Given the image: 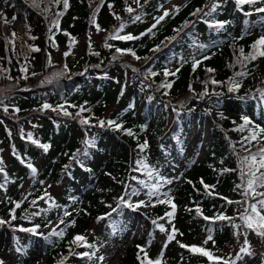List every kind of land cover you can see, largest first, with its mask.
<instances>
[{"label":"trees","instance_id":"16d2710c","mask_svg":"<svg viewBox=\"0 0 264 264\" xmlns=\"http://www.w3.org/2000/svg\"><path fill=\"white\" fill-rule=\"evenodd\" d=\"M172 1L69 0L64 10L62 2L55 0H36L35 5L33 0H0V167L4 169L0 173V219L11 220L12 209L16 216L10 225H0L4 264H103V256L96 252L111 246L125 250L115 264H141V248L162 264H223V260L209 261L180 244L203 246L223 257L216 253L228 243L235 222L240 223L244 236L256 237L264 247V240L243 228L240 219L244 209L260 199H253L251 192L245 194L249 177L242 170L247 173L248 168L241 161L264 146V133H259L264 128V56L245 59L253 51L251 45L264 36V13L255 12L264 7V0L239 7L235 0H184L168 10ZM213 2L219 5L216 11L205 15ZM197 9L203 11L193 15ZM165 11L169 15L157 24ZM57 13H63L59 31L52 25ZM94 15L100 31L91 23ZM215 21L226 23L223 28L210 27ZM121 24L123 30L118 32ZM94 31H103L98 49L94 48ZM65 32L75 41L81 36L85 39L84 51L72 62L66 57L53 60V52L70 42ZM117 32L140 38H109ZM118 48L132 49L135 56L117 52ZM35 53L40 54L37 61L32 59ZM197 60L200 63L193 70ZM166 71L175 75L165 76ZM233 82L240 87L229 92ZM168 83L170 88L162 86ZM232 98L238 105L234 111L225 104ZM113 100L118 108L106 113ZM44 104L51 107L44 109ZM61 105L71 115L53 111ZM81 107L85 111L80 112ZM244 116L252 123L240 131ZM210 117L212 125L206 131ZM82 118L89 124H82ZM101 120L116 121L122 129L107 124L100 127ZM29 125L32 129L26 132ZM253 130L257 140H245ZM29 134L37 143L27 139ZM86 140L94 143L87 145ZM145 142L147 147L141 151L138 145ZM8 143L12 152L7 164L3 152ZM41 144L49 145L46 152ZM202 145L205 157L197 160ZM176 180L182 181L165 189ZM54 184L61 186L58 193L50 191ZM205 184L214 187L206 190ZM255 190L264 192V187L256 184ZM153 191L157 195L150 196ZM165 193L176 205L171 219L166 215L171 205L158 202L168 199ZM132 196L154 199L151 210L143 213L140 234L132 235L127 245L129 214L134 210L121 203V198L131 202ZM221 214L232 220L204 219ZM153 220L167 231L173 226L177 229L166 248L165 241L158 249L164 232ZM36 225L38 234L19 230ZM53 229L64 235L50 236ZM91 229L95 232L90 233ZM195 234L211 235L213 240L193 243ZM76 235L86 237L91 247L70 243ZM239 257L223 258L238 264ZM248 264H264V257L256 255Z\"/></svg>","mask_w":264,"mask_h":264},{"label":"snow or ice","instance_id":"6c2138e0","mask_svg":"<svg viewBox=\"0 0 264 264\" xmlns=\"http://www.w3.org/2000/svg\"><path fill=\"white\" fill-rule=\"evenodd\" d=\"M61 2L63 4L64 10H67L68 7H69V0H55V3H57V4H60ZM136 2L139 3V0H136ZM33 3L35 5L36 0H33ZM235 3L239 7V6H242V5H245V4H249V5L256 4L257 0H235ZM218 6L219 5L216 2H213L212 5H211L210 11L207 12V13H204V14L205 15H211L212 12L216 11ZM127 11L131 13L133 11V9L129 7V8H127ZM202 11H203V9H197L196 13H193V15H196L197 13H200ZM255 12L264 13V7L255 8ZM62 14L63 13H57L56 14L57 18L54 21H52V25L55 26V28L58 31L60 30L59 24H60V16ZM244 14L246 16L252 15L251 12H245ZM168 15H169V12L165 11L164 15H162V16L157 18L156 23L158 24L160 21H162ZM14 19H15V17H13V20ZM116 19H120V18L117 16ZM135 19L139 20V16L135 17ZM4 21H5V23L8 22L6 17H4ZM91 23L96 26L98 31L101 30L99 24L96 23L95 15L91 18ZM225 23L226 22L215 21V22L210 24V27L223 28ZM187 24H188V22L185 21V26H187ZM155 26L156 25L154 24L152 27H155ZM123 27H124V25L121 24L118 32L122 31ZM51 31H52V28L50 27L49 28V32L51 33ZM177 31H179V30H177ZM118 32L115 33V34H112L109 38L110 39H122V40H133V39H139L140 38V37L133 36L131 34L121 36V35L118 34ZM148 32H151V28L148 29ZM64 34L68 35L70 37L69 33L65 32ZM12 35L15 36V33H13ZM33 39H34V37H33ZM49 40L52 41L53 46H56L55 45L54 36L50 35L49 36ZM74 42H75V38H71L70 37L69 47H71ZM106 46L107 47H111V45H106ZM29 47H30V49L32 51H40V49L37 48V47H34V46H29ZM251 47H252L253 51L248 53L247 56L245 57V59L255 60L257 58V56H264V36H261L259 39H257L251 45ZM157 50H159V46L156 49H154V51H157ZM116 51L117 52H121V53L128 52V53L132 54L133 56H135V52L132 49H119L118 48V49H116ZM240 52H241V54H243L244 50L240 49ZM69 54H70L69 52H66L65 56H67ZM94 54L95 55H99V53H94ZM136 58L139 59V57H136ZM207 58L208 57H205V59H207ZM49 63H51V57L50 56H49ZM199 63H200V61H198V60L194 61L193 70H195V68L197 67V65ZM22 71L23 72H27V68H23ZM207 71L212 72L214 70L213 69H207ZM244 74L245 73H238V75H244ZM168 75H175V73L174 72L173 73H169V72L166 71L165 72V76H168ZM212 82L213 83H219L218 81H215V80H213ZM162 86L170 88L171 87V83H168V84H165V85H162ZM239 87H240L239 83L233 82V86L229 87L228 91L229 92H234V91L238 90ZM206 94L207 93H202L201 95H206ZM0 103H2V101H0ZM50 107L51 106L48 105V104H44L43 105L44 109H48ZM57 110L61 111L63 113V115H65V116L71 115V113H69L62 105L59 106L58 109H53V111H57ZM4 111L5 112L8 111V107L7 106H4ZM15 111L18 112L19 109L16 108ZM83 111H85V109L83 107H81L80 108V112H83ZM80 112H78L76 115L79 116ZM242 119H243L244 123L239 126V130L240 131H243L246 126H249L252 123L247 116H244ZM81 123L85 124V125H88L89 124V120L82 118L81 119ZM105 124H107L108 126H114L115 129H118V130L122 129V125L117 123L116 121H113V120H108V121L101 120V121H99V126L100 127H104ZM124 131L128 135H133V133H132V131L130 129H125ZM259 133H264V128H260L259 129ZM257 136H258L257 131L253 130L249 137H245V140H247L249 142L252 141V140H257ZM27 139L32 141V143H37V141L32 138L31 134L28 135ZM85 143L87 145H91V144L94 143V141L93 140H86ZM40 147H42L44 149V151L46 152L48 150V148H49V145L48 144H41ZM138 147H139V149L141 151H143L147 147V143L145 142L144 144H140V145H138ZM2 163H3V160L0 159V164H2ZM140 163H141V161L138 160L137 164H140ZM245 164L247 165L248 170H247V173H244L243 170H242V175H247L249 177V179L247 180V188H246L245 194H247L248 192H251V194L253 196V199H256L257 197H260V199L256 200V203L249 204V206L244 209V212L240 214V219L243 221V228L255 232V234L260 239L264 240V192L257 193L256 190H255V185L256 184H259L261 187H264V171H261V169H264V146H261L256 153H250L249 156H245L242 159V161H241V165H245ZM27 167L29 169H31L33 174L36 173V169L33 167V165L31 163H28ZM225 171H228V170L225 169ZM3 172H4V169L2 167H0V173H3ZM257 173H259V175H257ZM141 183H143V182L141 181ZM168 183H171V181H168ZM189 183H191V182L189 181ZM201 183H203V181H201ZM204 187L207 190L210 187H214V186H209V185L205 184ZM45 195H47V193H45ZM132 195H136V192L133 191ZM149 195L153 196V195H157V193L155 191H153V192H150ZM165 196H168L167 200L160 199V200H158V202L159 203H168V204L171 205L172 211L166 213V215L171 219L175 215L176 205L172 202V198L169 196V194L165 193ZM49 199H51V197H49ZM225 199H227V198H225ZM35 203H36V201H32L33 205H35ZM121 203H126L127 207L132 208L133 210H135V209H137L140 206L145 204L144 201H138L136 203L126 202V201L123 200V198H121ZM228 203H233V201H228ZM15 207L19 208L20 207V203H16ZM197 213L198 214L200 213L199 208L197 209ZM10 215H11V220H15L16 219L15 209L11 210ZM65 215L67 216V215H69V213L65 212ZM98 219H103V217H100ZM204 219L205 220H209V219L229 220V221L232 220L231 217H227V216L222 215V214L219 215V216H216L214 218L204 217ZM11 220L5 221L3 219H0V225L6 224V223L10 225L11 224ZM60 222L64 223L63 220H61ZM72 223H74V221ZM152 223L154 225H156L161 232H166L167 231L165 229L164 225L157 224V222L155 220H153ZM234 227L240 228L241 225H234ZM38 228H39V225H36L33 228H20L19 230L20 231H25V232H31L33 234H38L37 233V229ZM176 232H177V229H175V227L173 226L171 232L167 235V240H166V243L164 245V248L167 247V243L168 242H171L175 238ZM49 235L50 236H61L62 237L64 235V232L63 231L57 232L56 229H53L52 232ZM211 240H213V237L211 235H209L205 239L204 244H207ZM78 242H82V243H78ZM70 243L76 244L78 247H80V246L91 247V245L87 244L86 237H84L82 235H76ZM244 245L245 246H242L240 248V252L237 253V257L240 256V253H243L245 255H251L252 254L251 253V245H250L246 235H245ZM138 247H140V246H138ZM180 247L181 248H188V250L190 252H192V253H198V254H200L202 256H206L209 259V261H214V260L215 261H220V260H223V264H230L229 260H226L223 257L214 256L213 253L210 250H206L203 246H195V245L188 246V245H185V244L181 243ZM16 251L19 252V251H21V249L19 247H17ZM140 251L144 252V258L141 259V264H162V260L160 258H157L156 260H152V259H150L148 257L147 252L143 248H141ZM162 254H163V249L161 251V256H162ZM83 255H88V253H84ZM137 258L140 259L139 254H138ZM0 264H4V262L2 260H0Z\"/></svg>","mask_w":264,"mask_h":264},{"label":"rangeland","instance_id":"374dc122","mask_svg":"<svg viewBox=\"0 0 264 264\" xmlns=\"http://www.w3.org/2000/svg\"><path fill=\"white\" fill-rule=\"evenodd\" d=\"M184 0H174L172 1L168 6L167 9L168 10H172L174 8H176L179 4H181ZM0 8H1V4H0ZM22 27L18 26V30H21ZM93 40L95 42L94 44V48L98 49L101 47V41H102V37H103V31L101 32H97L94 31L93 34ZM20 40L16 41V46L20 47ZM84 45H85V39L83 36H81V38L77 41H75L71 47H69V42L58 47L54 52H53V60L55 61H59L62 58L66 57L68 59L69 62H72L76 57H78L83 51H84ZM22 49V53H27L28 50L27 48H20ZM69 52L70 54L65 56V53ZM37 55L33 56V60L37 61L39 60V53H35ZM226 106L231 109V110H237L238 105H237V101L236 99L232 98V99H228L225 102ZM118 102L116 100L112 101V104L110 106L109 109H107L106 113H109V111L111 110H115L116 108H118ZM212 125V118L210 117L209 120L207 121L206 124V131L209 130L210 126ZM32 129V126H26L25 127V131L28 132L29 130ZM191 137V136H190ZM12 140L13 143L18 142V139L12 135ZM12 146L11 143L6 145V148L3 152V156L5 159V162L8 164L10 161V155L12 152ZM205 152H206V147L205 145L201 146V150L200 153L197 155V160H201L205 157ZM182 180H176L174 182H172L171 184H169V186H167L165 189H171L174 188L175 185L179 182H181ZM31 184V181L29 180L24 188L23 191L24 193L29 189ZM61 190V186L59 184H54L51 188L50 191H52V193H58ZM133 203H136L137 201V197L136 196H132L131 197ZM145 200H143L145 202L144 205L140 206L139 209H135L134 211H131V213L129 214V216L131 217V223H130V229L127 232V245L132 243V235H134L133 237H136L137 235L140 234L141 231V227L143 224V213L147 212L150 210L151 208V199L148 198H144ZM128 210V209H127ZM234 225H240L239 222H235L232 226V230H231V238L229 239L228 243L224 244L219 251H217L216 254L226 257L227 259L229 258H233V256L237 255V252H240V248L242 245L244 240H245V236L242 230V227L240 228H236L234 227ZM95 232L94 229L90 230V233ZM171 232V229L161 233V235L159 236V247L158 249H161V247L164 245L166 239H167V235ZM131 233V235H130ZM130 235V236H128ZM206 239V236L203 234H195L192 242L193 243H198V244H202L204 243ZM247 239L251 245V255H245L243 253H240V257H239V261L238 264H248L250 262V260L256 256V255H260L262 257H264V247L262 245V243L256 238L253 237L252 235L247 236ZM125 250L123 247H115V246H111V247H105V249H102L101 247L98 248L97 250V254L103 256L102 257V263L103 264H115L116 262H118L119 259V254L120 253H124Z\"/></svg>","mask_w":264,"mask_h":264}]
</instances>
